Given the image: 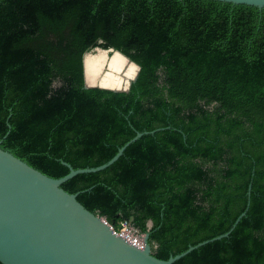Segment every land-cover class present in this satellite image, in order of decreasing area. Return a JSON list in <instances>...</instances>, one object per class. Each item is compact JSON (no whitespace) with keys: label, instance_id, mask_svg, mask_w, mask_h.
I'll return each instance as SVG.
<instances>
[{"label":"trees","instance_id":"16d2710c","mask_svg":"<svg viewBox=\"0 0 264 264\" xmlns=\"http://www.w3.org/2000/svg\"><path fill=\"white\" fill-rule=\"evenodd\" d=\"M97 47L140 67L128 92L83 88ZM155 130L61 188L163 261L245 212L173 264H264V8L0 0V149L59 179Z\"/></svg>","mask_w":264,"mask_h":264},{"label":"water","instance_id":"95a60500","mask_svg":"<svg viewBox=\"0 0 264 264\" xmlns=\"http://www.w3.org/2000/svg\"><path fill=\"white\" fill-rule=\"evenodd\" d=\"M235 5L264 8V0H214ZM97 53L118 55L135 66L134 76L126 86L108 87L101 81L109 76L102 69L95 83L87 82L86 60ZM83 88H99L112 92H128L140 67L114 49L94 48L83 56ZM109 73V72H108ZM136 135L118 149L106 163L96 168L73 169L66 165V176L53 179L31 168L25 162L0 149V263L2 264H173L191 251L227 237L230 230L211 240L189 247L167 261L156 259L143 235V249L116 235L105 219L86 210L77 194H69L61 186L77 175L101 172L113 165L125 149L143 135ZM0 141V145H1ZM249 193V192H248ZM249 195V194H248Z\"/></svg>","mask_w":264,"mask_h":264},{"label":"bare ground","instance_id":"6f19581e","mask_svg":"<svg viewBox=\"0 0 264 264\" xmlns=\"http://www.w3.org/2000/svg\"><path fill=\"white\" fill-rule=\"evenodd\" d=\"M99 56H91L86 60L87 82L95 83L102 69L107 71L109 76L101 81V84L108 87H114L119 84L126 86L134 76L136 68L132 64H128L118 55L109 56L104 53ZM104 55V56H103ZM109 72V73H108Z\"/></svg>","mask_w":264,"mask_h":264},{"label":"built area","instance_id":"2783aa9c","mask_svg":"<svg viewBox=\"0 0 264 264\" xmlns=\"http://www.w3.org/2000/svg\"><path fill=\"white\" fill-rule=\"evenodd\" d=\"M111 229L116 235L125 239L129 244L139 249H143V246H144L143 240H140L138 236H136L138 232L134 230L133 228L129 227L126 223L122 224V228L120 229L119 232L114 231L112 227Z\"/></svg>","mask_w":264,"mask_h":264},{"label":"rangeland","instance_id":"374dc122","mask_svg":"<svg viewBox=\"0 0 264 264\" xmlns=\"http://www.w3.org/2000/svg\"><path fill=\"white\" fill-rule=\"evenodd\" d=\"M96 56H99V55H102V54H95ZM104 56V55H103ZM114 56H116V55H114ZM120 57V56H119ZM136 236H138V238L140 239V240H143V235H140V234H136Z\"/></svg>","mask_w":264,"mask_h":264}]
</instances>
